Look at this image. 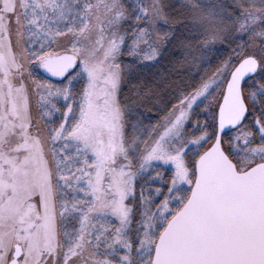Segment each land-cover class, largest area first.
<instances>
[{"label": "snow or ice", "instance_id": "6c2138e0", "mask_svg": "<svg viewBox=\"0 0 264 264\" xmlns=\"http://www.w3.org/2000/svg\"><path fill=\"white\" fill-rule=\"evenodd\" d=\"M0 264H264V0H0Z\"/></svg>", "mask_w": 264, "mask_h": 264}]
</instances>
